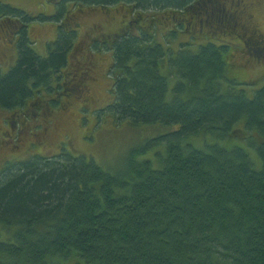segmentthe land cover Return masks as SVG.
Here are the masks:
<instances>
[{
	"label": "trees",
	"instance_id": "trees-1",
	"mask_svg": "<svg viewBox=\"0 0 264 264\" xmlns=\"http://www.w3.org/2000/svg\"><path fill=\"white\" fill-rule=\"evenodd\" d=\"M69 2L74 9L126 5L129 20L91 46L112 53L113 101L103 111L116 125L156 131L144 141L136 136L118 170L66 151L6 159L0 264H264V85L248 89L264 73L242 77L247 67L230 60L235 41L210 39L194 49L192 40L176 53L170 47L195 23L213 27L217 38L235 31L239 40L254 7L247 13L234 0H61L57 20ZM0 18L20 26L16 63L0 72V110L34 105L45 91L77 100L76 87L86 90L94 68L91 58L73 57L78 34L58 23L41 56L27 12L1 3ZM258 39L249 53L264 66V28ZM73 61L79 75L68 78ZM236 69L239 79L230 76ZM58 103L55 95L45 100L47 108ZM193 137L207 140L206 148ZM163 144L160 168L139 158Z\"/></svg>",
	"mask_w": 264,
	"mask_h": 264
},
{
	"label": "rangeland",
	"instance_id": "rangeland-1",
	"mask_svg": "<svg viewBox=\"0 0 264 264\" xmlns=\"http://www.w3.org/2000/svg\"><path fill=\"white\" fill-rule=\"evenodd\" d=\"M234 1L236 2L235 5L240 6L238 0ZM243 1V5L246 7L253 4L252 13L255 14V17L250 16L245 20L244 25L238 28L239 32H243L242 38L235 40L234 38H237L234 34L235 31L232 37L218 36L219 38H217V35L211 31L213 27L208 26V24L201 27L200 24L195 23L180 33L175 41H171V50L176 53L181 47L180 43H187L192 40L195 42L194 49L198 48L200 44L207 43L210 39L215 40L217 44L235 41L236 46L232 51L233 55H230V60H235L237 67H247L246 76L243 72L242 77L257 79L264 73V66L260 64L261 61L258 62L256 58L250 56L249 51L258 44L260 33L261 35L263 33L264 0ZM60 2L61 0H0V4L11 5L32 16H37L43 12L52 14L54 12L52 7L54 4L58 7ZM67 6V13L62 16V22L57 20L58 14L56 13L48 21L36 20L32 24L30 22L26 27L27 32L31 40L36 41L33 47L41 56L47 54L48 43L54 41L58 23H61L64 28L76 32L78 34L77 46L73 50V57L76 55L85 56L86 60L91 58L94 62V68L91 69L93 77L90 78L91 81L89 79L90 82L88 81L89 84L85 87V91H81L80 83L76 87L75 93L80 95L77 100L68 101L63 99L64 94L57 95L56 91L52 92L53 94L51 91L50 93L45 91V94L40 95L42 98L37 100V104L31 105V100L27 102L28 106L17 112L0 110V141H2L0 144V168L6 159L25 158L34 154L55 156L66 151L75 157H91L104 168L118 170L126 165L128 152L138 144L136 143V136L139 135L141 141H144L146 135H153V132L156 131L146 129L145 126L134 128L124 122L116 125L103 111L113 101L111 90L114 76L110 72L113 61L112 53L110 50L93 51L91 46L97 38L112 37L129 20L130 14L126 5L110 9L87 6L74 9V4L69 2ZM19 28L20 26L17 27L16 22L7 18H0V72L2 73H6L16 63L17 38H15V32ZM239 32L236 31V34L239 35ZM250 34L254 36L257 34V39ZM191 35L196 36L193 37L196 39H193ZM209 36L212 37L208 39ZM74 63L75 61L71 64L69 62L65 68L68 78H73L72 73L79 75V71L75 70ZM240 74V70L236 69L230 76L239 79ZM173 79L174 77L171 78V85H173ZM263 85L264 80L254 84L252 88H248L249 93ZM54 95L58 97L60 103L58 106L47 108L45 100H50ZM7 121L14 122L16 127L12 128L6 123ZM201 139L193 137L191 141L196 147L204 148L207 140L202 141ZM165 150L164 144L159 145L148 150L139 158L151 159L155 168H160L162 163L158 153L163 152L164 155ZM6 237V231L0 226V239L3 240Z\"/></svg>",
	"mask_w": 264,
	"mask_h": 264
},
{
	"label": "flooded vegetation",
	"instance_id": "flooded-vegetation-1",
	"mask_svg": "<svg viewBox=\"0 0 264 264\" xmlns=\"http://www.w3.org/2000/svg\"><path fill=\"white\" fill-rule=\"evenodd\" d=\"M46 1V0H45ZM241 2H244L243 0H239L238 1V4H241ZM253 5V4H252ZM252 5L251 6H248L247 7V13H248V11H251L252 10ZM53 9H54V12L51 14H48V12H43V13H40L39 15H37V16H32V15H30V14H28L30 17H31V19H32V21H31V24L33 23V21H36V20H39V21H41V22H45V21H48V19H51L52 18V16L53 15H55L56 13H57V10H56V4H54V6L52 7ZM50 10V9H49ZM69 12V11H68ZM12 21H14V22H16V26L17 27H19V25L17 24V21L16 20H12ZM31 26V25H30ZM18 33H19V31H16L15 32V38H17L18 39ZM55 38H56V36H55ZM54 41H55V39H54ZM33 42V44L34 43H36V41L34 42V41H32ZM50 43V42H49ZM48 43V44H49ZM16 55H17V50H16ZM16 59H17V56H16ZM94 67V66H93ZM29 102V101H28ZM31 103V102H30ZM29 103V104H30ZM0 144H2V141H0ZM1 147V146H0Z\"/></svg>",
	"mask_w": 264,
	"mask_h": 264
}]
</instances>
